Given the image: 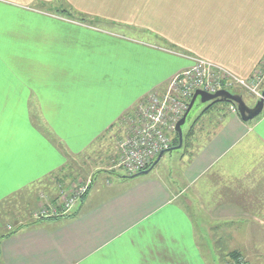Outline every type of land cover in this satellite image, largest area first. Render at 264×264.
<instances>
[{
  "label": "crops",
  "instance_id": "crops-1",
  "mask_svg": "<svg viewBox=\"0 0 264 264\" xmlns=\"http://www.w3.org/2000/svg\"><path fill=\"white\" fill-rule=\"evenodd\" d=\"M100 35L140 61L100 73L84 42ZM193 58L250 77L264 59V0H0V203L67 172ZM223 101L196 116L204 128L178 164L161 165L171 150L145 174L93 177L71 212L0 232V264H210L217 228L224 255L264 264V108L243 120Z\"/></svg>",
  "mask_w": 264,
  "mask_h": 264
},
{
  "label": "rangeland",
  "instance_id": "rangeland-1",
  "mask_svg": "<svg viewBox=\"0 0 264 264\" xmlns=\"http://www.w3.org/2000/svg\"><path fill=\"white\" fill-rule=\"evenodd\" d=\"M66 7H67L66 13L68 14V16L73 17L74 15H76L75 17H77L78 19H81L82 17L83 20L80 21H83L84 23H88L91 24L92 26L101 27L107 30H112V31L114 30L116 34L123 35L125 29H123L122 26L119 27L117 22L103 21L100 19H96L94 16H87V15L83 16L82 13L78 14V12L75 11V9L71 8V6L68 5ZM125 32H127V30H125ZM99 37L100 39L95 36L89 38L87 37L84 38V42H85L86 50L92 51V54L94 56V61L91 64L95 67L100 66L104 69V70H100V73L102 71H105V69L112 67L113 72H111V76L114 78H119V74L117 71H118V65L121 62L125 61L127 64L130 62L137 63L140 61L139 59H134V56L139 54L138 49L136 50L134 48L133 54L131 53V57L133 55V59H128L124 57L123 53L115 52L114 49H111L113 47L110 46L109 44L110 40L108 38L101 35ZM134 39L140 41L148 40V38L141 35H137V37ZM87 42L88 44H86ZM100 42L102 43L100 44ZM98 62L104 64L105 66H102L101 64L97 65ZM149 63L152 64V65L148 64L149 65L148 71L150 72V70L154 68L153 64L155 63L151 61H149ZM94 69L96 72V68ZM261 75H264V71L261 73ZM262 78L263 80L259 84V88H264V77ZM229 91L233 93H240L244 101L249 106H253L256 100H258V98H256L255 95L251 94L247 90L238 87L230 88ZM145 99H148V95L145 97ZM223 102H226V104L228 105V110L230 112L237 111L235 103L229 101H223ZM140 103H138V105ZM214 103L215 101L201 102L200 97L196 98L194 104L192 105L191 109L187 114V120L185 124L181 127L183 140H181L180 149H173L172 152L165 155V157L162 159L161 162L162 166L164 165L165 168H169L171 165L178 164L179 159L182 157L181 152L186 150L188 148L187 146L191 144L187 141L190 140L189 139L190 137L188 138V136H190V134H193V128L194 129L198 128L199 131L203 130L204 128L202 123L203 121H201L200 119L199 121L196 116L200 113L201 110L206 111ZM138 105L136 106V108H138ZM232 107H234L235 109L233 110ZM126 119H123L122 122L118 125L115 124V126L107 134L102 135V137H99L97 140H95L91 148L88 149V151L85 152V154L76 158L75 160H71L69 165L67 166L66 169L67 172L57 173L56 174L57 178L55 181L52 179L55 177L52 176L50 179L49 178L46 179L43 185H37L30 187L29 189H25L22 192L16 194L15 196L7 198L3 202H1L0 232L11 230L13 227L19 226L23 222H27L32 219H39V217L41 218L42 217L41 210L45 208H51L48 206V204L50 203H52L54 206L57 207L58 206L57 202H59L60 200L59 199L60 187L58 185L59 183H61L63 187H66L68 185L67 187L70 188L72 186H75L77 182L83 183L88 178L93 180L94 177V179L97 178V180H99L104 176L105 177L108 176L107 178L111 180V178L114 177L119 178L118 176H122V175L123 176L140 175V172L147 170L149 168H153L154 166H152V164L156 160L157 155L152 157L150 161L143 167V169L138 170L136 172H133V170L129 171L128 168L125 166V164L122 162L123 158H121L117 141H119L124 137ZM194 119L197 126L193 125L191 127V131L189 132L190 128H188V124L192 125V123H194ZM168 138L170 140V147L177 145L178 142L176 140L177 138L176 132L169 133ZM154 169H156V167ZM60 176H62L63 178ZM74 180L75 182H73ZM44 188H46V190ZM77 204L78 202L76 203L75 206H77ZM75 206L72 207L69 211H67V213L74 210ZM52 216H56V215H52ZM212 233L213 236L212 239L210 240L212 242L211 248L207 250V252L205 251L206 252L205 257L207 259L211 257L209 254L212 255L213 260L209 261L210 264H242V263L244 264L247 262L248 264L250 263L249 261L246 262L244 260L245 257L239 252L235 251V252H229V254L226 255L223 254V228L213 229ZM202 247L204 249L206 248L204 245H202ZM245 247H247L249 251H252L251 248L252 245ZM258 248L259 251L261 250L264 253V246H258ZM218 254H220L221 260L217 258Z\"/></svg>",
  "mask_w": 264,
  "mask_h": 264
},
{
  "label": "built area",
  "instance_id": "built-area-1",
  "mask_svg": "<svg viewBox=\"0 0 264 264\" xmlns=\"http://www.w3.org/2000/svg\"><path fill=\"white\" fill-rule=\"evenodd\" d=\"M264 59L250 77L243 78L213 62L193 58L189 68L175 74L162 91L148 94L132 115L126 117L124 137L117 141L122 162L136 172L161 151L170 148L168 134L176 132V123L183 116L195 90L214 93L220 89L241 88L256 98L262 96ZM234 110L235 108L232 107ZM92 180L77 182L70 188L60 185L58 206L41 210V216L65 214L86 194ZM48 214V215H46ZM243 264V263H242Z\"/></svg>",
  "mask_w": 264,
  "mask_h": 264
},
{
  "label": "water",
  "instance_id": "water-1",
  "mask_svg": "<svg viewBox=\"0 0 264 264\" xmlns=\"http://www.w3.org/2000/svg\"><path fill=\"white\" fill-rule=\"evenodd\" d=\"M197 97H200L201 102H211V101H215V100H224V101L233 102L236 104V108L238 110V113L243 120L253 119L254 117L258 116L264 108V88L262 90V96L258 100H256V102L253 106H249L244 101L243 97L240 94L232 93L226 89H220L214 93H209V92H206V91H203L200 89L195 90V92L193 93L192 98L188 104L187 110L185 111L183 116L176 123V131H177L178 136H179V144L175 147L161 151L158 154L156 160L153 162V164H155L158 161V159L162 156V154L164 152L171 151L175 148L180 147V143L182 140L181 126L185 123L186 116H187L189 110L191 109L192 105L194 104ZM147 172H148V170H144V171L140 172V174H145Z\"/></svg>",
  "mask_w": 264,
  "mask_h": 264
},
{
  "label": "trees",
  "instance_id": "trees-1",
  "mask_svg": "<svg viewBox=\"0 0 264 264\" xmlns=\"http://www.w3.org/2000/svg\"><path fill=\"white\" fill-rule=\"evenodd\" d=\"M82 20H83V19H82ZM216 101H218V100H216ZM216 101H215V102H216ZM176 140H177V142H178V139H177V138H176ZM37 220H38V219H35V221H37ZM0 238H1V236H0ZM242 260H243V259H242Z\"/></svg>",
  "mask_w": 264,
  "mask_h": 264
}]
</instances>
